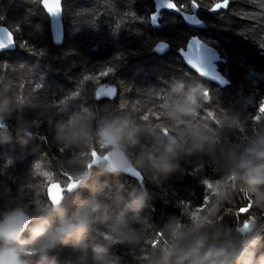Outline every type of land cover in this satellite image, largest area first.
Wrapping results in <instances>:
<instances>
[{
	"label": "trees",
	"instance_id": "16d2710c",
	"mask_svg": "<svg viewBox=\"0 0 264 264\" xmlns=\"http://www.w3.org/2000/svg\"><path fill=\"white\" fill-rule=\"evenodd\" d=\"M175 3L184 13L196 7L204 28L157 13L151 0H63L64 44L55 47L38 0H0V27L8 28L16 44L15 51L0 54V104L6 109L0 114V213L24 207L30 214L46 215L39 210L48 205L47 186L56 183L65 188L62 206L68 212L95 196L101 215L109 219L94 228L108 237L129 194L143 188L147 206L129 225L136 243H113L107 264H147L141 257L162 242L157 233L166 222L177 219L190 227L209 209L213 220L221 218L218 226L233 234L249 217L255 218L261 229L258 255L264 253V210L254 203L256 196L231 178L223 162L207 154L181 152L176 167L163 174L138 165L140 148L129 147V164L141 181L90 164V188L68 190L83 171L81 161L109 153L103 145L95 148V156L87 148H63L57 137L70 120L87 118L93 130L127 120L142 129L141 143L150 128L174 137L190 129L210 137L215 131L217 152L233 146L239 151L264 136V112L258 110L264 100V0H230L216 13H211L215 0H196L198 7L190 0ZM195 36L218 55L224 87L200 79L181 59L179 52ZM158 42L170 47L164 56L153 53ZM109 68L107 77L101 75ZM178 82L184 90L174 96L171 90ZM100 87L115 89L116 97L97 101ZM191 88L198 89L196 114L174 123L165 105ZM73 157L76 163L69 162ZM247 198L254 199L249 203ZM95 242L90 237L89 244ZM47 256L55 264H92L90 249L85 258L71 244H57ZM22 259L37 264L36 257Z\"/></svg>",
	"mask_w": 264,
	"mask_h": 264
},
{
	"label": "clouds",
	"instance_id": "9594fccd",
	"mask_svg": "<svg viewBox=\"0 0 264 264\" xmlns=\"http://www.w3.org/2000/svg\"><path fill=\"white\" fill-rule=\"evenodd\" d=\"M183 90V83L178 82L171 92L175 96ZM197 93V88H191L183 98L178 97L171 105L166 104L165 108L169 109L167 118L179 124L183 118L194 116ZM5 110V106L0 104V114ZM0 119H3V115H0ZM61 131L57 139L65 149L87 148V154H91L97 146L103 145L105 150L112 153V158L107 161H81L83 171L76 178L77 187L90 188L86 183L91 175L90 164L102 166L107 172H123L130 162L127 156L129 147L139 146L138 165L163 174L176 167L174 161L179 153L195 152L223 162L230 170L231 178L239 180L247 192L254 194V203L264 210V136L251 140L239 151L236 150L238 146H233L227 152L220 147L217 152L219 133L215 131L210 137L190 129L174 137L157 134L150 128V135L141 143L139 134L142 129L130 125L127 120L106 122L93 130L87 118L70 120L66 130ZM69 162L76 163V157ZM49 193L51 195V189ZM129 195L130 201L115 216L111 228L113 235L108 237L94 228L97 222L103 223L109 219L101 215L102 205L95 196L79 201L68 212L62 206L64 197L58 189L54 196L57 202L49 199L48 205L39 210L46 215L30 214L24 207L0 213V264H30L29 259L22 257H36L37 264H55L54 259L49 261L47 253L57 244H71L84 252L85 258L90 249L92 264H107L108 248L113 243L131 245L137 240L135 231L129 225L138 221L149 196L143 188ZM220 219L211 218V209L195 218L190 227L182 226L177 219H170L160 229L162 242L141 258L147 264H264V253L258 255L262 244L259 235L261 229L257 227L256 219L249 217L235 230V234L231 229L218 226ZM90 237L96 242L89 244Z\"/></svg>",
	"mask_w": 264,
	"mask_h": 264
},
{
	"label": "water",
	"instance_id": "95a60500",
	"mask_svg": "<svg viewBox=\"0 0 264 264\" xmlns=\"http://www.w3.org/2000/svg\"><path fill=\"white\" fill-rule=\"evenodd\" d=\"M62 1L61 0V12L55 16H50L44 8L41 6V9L43 10L45 16L47 17L49 21V32L51 37V42L55 47H61L64 44V28H63V15H62ZM155 10L157 13L162 12H168L171 13L177 17H179L185 24L191 27H195L197 29L204 28V23L196 17L197 8L195 7L191 13H184L179 8L176 10H171L166 7L167 4H169L170 0H151ZM226 7H221L218 10H211V13H216L219 10H225ZM2 29H5L6 31L3 33H0V44L7 43V40L5 39L7 35L8 28L6 27H0ZM10 32V31H9ZM14 37V36H13ZM15 41V40H14ZM161 44L164 45L163 48L159 47ZM16 44L15 42L11 45L5 46L4 48L0 49V54L6 53V52H12L15 51ZM169 45L164 42H158L154 48L153 53L158 56H164L166 53L169 52ZM179 55L183 62L186 64L188 69L196 74L200 79L210 82L218 87H224L226 84V80L221 76V74L218 72L217 64L219 62V57L216 54L215 50L212 49V47L208 46L204 42H202L199 37L195 36L188 40L186 47L179 52ZM196 69H199L200 72H198ZM204 73V74H201ZM220 80L225 81V83L221 84ZM96 100H108L112 101L116 97V92L112 89H105L103 87H100L96 89L95 91ZM101 97V98H97ZM3 127V119H0V129ZM111 154H106L103 160L107 161L110 160ZM131 179L141 181L142 176L133 170L131 165L128 163L127 167L124 169L123 172H119ZM49 189H51V195L56 196L57 190L63 189V191L60 193L64 196L65 188L60 186L59 184H50L46 188V196L49 200Z\"/></svg>",
	"mask_w": 264,
	"mask_h": 264
},
{
	"label": "snow or ice",
	"instance_id": "6c2138e0",
	"mask_svg": "<svg viewBox=\"0 0 264 264\" xmlns=\"http://www.w3.org/2000/svg\"><path fill=\"white\" fill-rule=\"evenodd\" d=\"M39 4L44 8V10L52 17H55L57 16L60 12H61V0H38ZM190 2L194 5V6H199L197 3H196V0H190ZM227 2H230V0H215V3L213 4L211 10L215 11V10H218L219 8L221 7H226L227 6ZM166 7L168 9H171V10H176L180 7H182L181 5H177L175 3V0H171V2L169 4L166 5ZM133 17H135V14L132 12L130 13ZM6 30L5 29H2L0 28V33H3L5 32ZM5 39L7 40V43L5 44H0V49L4 48L5 46H8V45H11L13 44L15 41H14V37L12 35L11 32L7 31V35L5 37ZM159 47L163 48L164 45L161 44ZM198 72H200L199 69H196ZM111 69H106L105 72L101 73V75L107 77V75H109L111 73ZM201 74H204V73H201ZM220 83L223 84L225 83V81L223 80H220ZM208 95L210 96V92L208 93ZM98 99L101 98V97H97ZM258 110L260 112H264V100H262L259 105H258ZM96 153L93 152V156H95ZM91 167V166H89ZM77 186L75 183L73 184H70L69 185V188L68 190L69 191H72L73 189H75ZM60 191L62 192L63 189H60ZM49 199L52 200V202H57L55 199H54V196L52 195H49ZM157 235H161V233H157ZM155 243H157L156 241L153 242V245H155Z\"/></svg>",
	"mask_w": 264,
	"mask_h": 264
},
{
	"label": "rangeland",
	"instance_id": "374dc122",
	"mask_svg": "<svg viewBox=\"0 0 264 264\" xmlns=\"http://www.w3.org/2000/svg\"><path fill=\"white\" fill-rule=\"evenodd\" d=\"M196 17H198L197 16V13H196ZM113 91H115V89H112ZM96 91V90H95ZM110 154H111V156H110V158H112V153L111 152H109ZM105 157L104 156H101L100 158L99 157H96L95 159H94V161H96V162H99V161H101V160H103Z\"/></svg>",
	"mask_w": 264,
	"mask_h": 264
},
{
	"label": "built area",
	"instance_id": "2783aa9c",
	"mask_svg": "<svg viewBox=\"0 0 264 264\" xmlns=\"http://www.w3.org/2000/svg\"><path fill=\"white\" fill-rule=\"evenodd\" d=\"M254 198H247L248 202L251 203Z\"/></svg>",
	"mask_w": 264,
	"mask_h": 264
},
{
	"label": "flooded vegetation",
	"instance_id": "af4514ba",
	"mask_svg": "<svg viewBox=\"0 0 264 264\" xmlns=\"http://www.w3.org/2000/svg\"><path fill=\"white\" fill-rule=\"evenodd\" d=\"M95 97H96V95H95ZM106 154H108V153H106ZM70 184H73V183H70ZM70 184H69V185H70ZM69 185H68V187H69ZM62 187H63V186H62Z\"/></svg>",
	"mask_w": 264,
	"mask_h": 264
}]
</instances>
